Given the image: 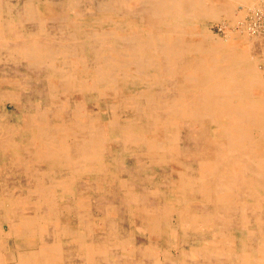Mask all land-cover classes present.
Returning a JSON list of instances; mask_svg holds the SVG:
<instances>
[{
	"label": "bare ground",
	"instance_id": "6f19581e",
	"mask_svg": "<svg viewBox=\"0 0 264 264\" xmlns=\"http://www.w3.org/2000/svg\"><path fill=\"white\" fill-rule=\"evenodd\" d=\"M257 2L0 0V264H264Z\"/></svg>",
	"mask_w": 264,
	"mask_h": 264
},
{
	"label": "rangeland",
	"instance_id": "374dc122",
	"mask_svg": "<svg viewBox=\"0 0 264 264\" xmlns=\"http://www.w3.org/2000/svg\"><path fill=\"white\" fill-rule=\"evenodd\" d=\"M262 8H264V2L259 0L257 4L253 5L236 4L232 9L231 16L221 14L216 20H207L206 22L200 24L199 28L201 30H207L215 41L222 43H226L232 38L237 42H249L259 37L264 38V31L262 30L258 31L260 33L254 34L249 33L247 30V24L250 22L253 13ZM262 59L263 58L258 59V63L256 65L259 72L264 75V59ZM251 61L253 62L254 60L251 59ZM173 235H175V233Z\"/></svg>",
	"mask_w": 264,
	"mask_h": 264
},
{
	"label": "built area",
	"instance_id": "2783aa9c",
	"mask_svg": "<svg viewBox=\"0 0 264 264\" xmlns=\"http://www.w3.org/2000/svg\"><path fill=\"white\" fill-rule=\"evenodd\" d=\"M247 30L252 34L260 33L258 31L261 30L264 31V8L253 13L250 22L247 24Z\"/></svg>",
	"mask_w": 264,
	"mask_h": 264
}]
</instances>
